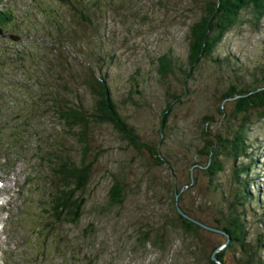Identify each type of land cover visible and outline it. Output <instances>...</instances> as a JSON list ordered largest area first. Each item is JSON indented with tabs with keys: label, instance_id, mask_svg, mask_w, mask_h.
<instances>
[{
	"label": "rangeland",
	"instance_id": "rangeland-1",
	"mask_svg": "<svg viewBox=\"0 0 264 264\" xmlns=\"http://www.w3.org/2000/svg\"><path fill=\"white\" fill-rule=\"evenodd\" d=\"M82 1L88 10L77 0H0V12L10 14L0 22V128L8 133L16 124L12 115L35 111L36 131L23 133L20 128L18 137L26 148L18 157L11 152L13 141L6 145L0 133V264H209L207 255L222 241L221 234L184 232L174 218L172 192L189 175L192 186H183L177 203L210 227L225 222L228 207L242 210L245 241L255 244L264 235V118L256 120L252 114L250 148L246 159L235 161L247 166L244 178L251 183L246 189L251 199L242 205L234 195L236 164L221 157L223 169L208 177L203 145L225 131L217 107L227 86L248 87L259 79L264 15L253 24L250 8L241 9L211 55L190 68L189 27L202 14V0ZM58 21L63 37L55 27ZM53 39L60 43L50 44ZM162 54L172 61L171 71L163 75L157 72ZM65 70L76 76L70 84L74 96L63 90L67 82L58 80ZM50 72L56 74L60 97L79 102L87 111L93 98L81 79L105 74L119 116L154 155L134 148L110 124L91 123L85 161H94L80 194L85 199L81 215L74 223L55 222L46 231L50 214L39 208L49 169L36 155L49 148L47 135L54 151L62 150L75 164L84 155L75 136L46 111L48 103L35 101L45 92L46 81L54 84L47 80ZM222 102L230 115L232 102ZM165 106L169 113L161 124ZM6 119L11 122L5 125ZM113 181L121 188L118 203L108 196ZM259 249L263 258L264 239ZM223 251L226 264H237L234 245Z\"/></svg>",
	"mask_w": 264,
	"mask_h": 264
},
{
	"label": "trees",
	"instance_id": "trees-1",
	"mask_svg": "<svg viewBox=\"0 0 264 264\" xmlns=\"http://www.w3.org/2000/svg\"><path fill=\"white\" fill-rule=\"evenodd\" d=\"M58 1L71 4L73 0ZM77 1H79V4L84 11L88 10L90 7H87L85 1ZM202 1V14L189 27L187 64L190 68L195 67L201 58H206L211 55L217 41L223 36V32H225L229 26L236 23V17L241 9L246 7L250 8L253 24L257 23V21H259L264 15V0ZM78 12L81 13L82 11L78 10ZM9 17L10 14L8 12H0V22L9 19ZM55 27L60 36L63 37V24L58 21ZM57 40L58 41L53 39L50 44H56L57 46L58 43H60V40ZM49 46L50 49H52L53 46ZM57 51L61 53L58 48ZM15 53L20 52L17 51ZM26 56L29 55L27 54ZM22 66L23 62L21 67ZM171 67L172 61L167 55L162 54L157 58L158 73L163 75L167 71H171ZM65 73H67L66 70L63 72L62 77L58 75L57 77L58 80H64L67 82L68 88L63 90L71 95L70 84L73 83V80H76V76L67 75ZM51 74V72L48 73L49 76H51ZM54 76L56 77L55 73L47 80L54 82ZM106 78L105 74L95 75L90 73L89 77L81 79V85L93 98V106L89 111L81 107L79 102H72L69 98L63 99L64 97H60L59 93L62 91L57 89L58 85L55 82L53 85H49L46 81L43 84L45 92H42L35 98V101L40 98L43 102L48 103L46 111L50 114L54 113L55 118L62 124L63 130L69 132L70 135H74L75 141L80 147L82 153L84 151V155L82 154L79 157V165L75 164L68 159L69 157L66 156L62 150L58 149L54 151V144L48 141L49 136L47 135L45 140L46 145H48L49 148H46L36 155L37 162H46V167L49 169L48 176L45 180L47 191L42 195L44 197V204L39 208V210L48 215L50 214L47 227L45 228L46 231H48L55 222L74 223L81 215L85 199L80 194L88 182L91 165L94 161L93 158L85 161V152L88 147V136L90 135L89 126L91 123L110 124L111 127L125 138L134 148L143 149L147 153L154 155L152 147L141 142L131 127H129L119 116L112 101ZM222 101L232 102L233 106L230 115H227L222 110ZM219 102L220 103L217 107L218 114L225 119L227 126L222 135L215 133L214 137H210L203 145V154L206 156L204 170L208 177L215 176L223 169L221 157L231 159L232 163L234 165L236 164L235 168H233V178L235 182L238 183H236V192L234 195L238 199V204L242 205L246 202L245 199H251V194L246 193V189L251 183L244 178L247 175V166L245 165L244 167L243 163H240V161L235 163V161L246 159V151L250 148L247 141V132L252 123V114H255L256 120L264 118V68H259V79H252L251 85L248 87L243 84L239 87H236L235 84H229L226 90L220 95ZM168 113L169 107L165 106L160 116L161 124L165 121L164 118L167 117ZM33 116H35V111L26 115L18 112L15 118L13 115L11 116L16 124L13 125L8 133L0 128V133H3L7 138L5 144L8 141H13V144L16 146V148H12L11 151L16 157H18L21 149L26 148V142L20 141V138L18 137V134L21 132L20 128L24 129L23 133L28 131L29 128H32L31 130L33 133L36 132L32 124ZM8 119H6L5 125L11 122ZM50 136L52 137L53 135L51 134ZM6 160H9L8 156L6 157ZM155 160L158 162L160 160L158 153H156ZM190 165L197 166L195 163H191ZM191 166H189V168ZM168 167L171 169L170 166ZM190 170L191 169H189V174L191 172ZM53 172H56V174ZM183 186H192L190 175L189 180L184 185H179V187H176L172 192V208L175 214L174 218L176 219L177 227L182 231L193 235H196L198 230H207L221 234L223 239L219 245L226 241L225 245L220 250L214 251L219 245L214 246L210 250L209 255H207V261L209 264H216V262L210 257L212 252L213 258H216L221 264H226L221 257L224 252L223 249H229L233 245L235 246V251L238 253V257L235 259L237 264H264V257L262 258L259 249L261 248V242L264 239V235L259 234L256 237L255 244L245 241L247 233L244 229V212L242 210L239 212L228 207L227 213L229 215L225 222L221 225L220 223H216L217 225L214 227L211 226V228H214L215 230L206 229L199 225V223L206 225L205 223L192 216L188 210L177 203ZM120 190L121 188L118 182L113 181L108 194L111 203H118L121 201Z\"/></svg>",
	"mask_w": 264,
	"mask_h": 264
},
{
	"label": "water",
	"instance_id": "water-1",
	"mask_svg": "<svg viewBox=\"0 0 264 264\" xmlns=\"http://www.w3.org/2000/svg\"><path fill=\"white\" fill-rule=\"evenodd\" d=\"M1 34H2V33H1V30H0V35H1ZM9 37H10L11 40H17V39H18L17 36H11V35H9ZM199 225H201L202 227H204V228H206V229H212V230H215L214 228L208 227V226L203 225V224H200V223H199ZM225 243H226V241H224L222 244H220V246L217 247L214 251H216V250H218V249H221V248L225 245ZM212 254H213V252H212L211 255H210L211 259H212L213 261H215L216 264H221L220 261H218L216 258H213Z\"/></svg>",
	"mask_w": 264,
	"mask_h": 264
}]
</instances>
